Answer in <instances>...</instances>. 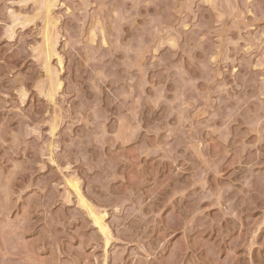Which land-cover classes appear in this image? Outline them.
I'll return each instance as SVG.
<instances>
[{
    "label": "rangeland",
    "instance_id": "1",
    "mask_svg": "<svg viewBox=\"0 0 264 264\" xmlns=\"http://www.w3.org/2000/svg\"><path fill=\"white\" fill-rule=\"evenodd\" d=\"M44 2L0 0V264H264V0H51L49 61Z\"/></svg>",
    "mask_w": 264,
    "mask_h": 264
},
{
    "label": "bare ground",
    "instance_id": "2",
    "mask_svg": "<svg viewBox=\"0 0 264 264\" xmlns=\"http://www.w3.org/2000/svg\"><path fill=\"white\" fill-rule=\"evenodd\" d=\"M42 1V0H41ZM52 4H54V2L52 3ZM52 4H51V0H45V2H44V5H45V10L47 11L46 13H47V23H46V30H45V33H44V41H45V43H46V48H47V55H46V57H47V61H49L50 59H51V57L53 56L52 55V50H53V47H54V45H55V43H53V42H55V39L53 40V37L55 36H53V32H52V29H50L51 27H53V26H55V25H53V20H52V18H51V16H50V13H51V9H52ZM43 5V6H44ZM52 6V7H51ZM54 24H56V23H54ZM54 29V28H53ZM54 54V53H53ZM55 55V54H54ZM49 62H47V64H48ZM46 67V66H45ZM46 71H47V75H49L48 77L50 78L51 77V75L53 74V71H52V68H50V66H49V64L47 65V67H46ZM55 72V71H54ZM58 72V71H57ZM56 72V73H57ZM53 75H55V74H53ZM53 75H52V79H53ZM51 79V84H54V85H52L51 87V89L55 92V90H60V87L62 86L61 84H60V82L58 81V76H57V81L55 80V82H54V79L52 80ZM53 82V83H52ZM48 95H49V93H48ZM54 95V94H53ZM51 98H53L52 96H51ZM71 185H70V187L72 188V189H74L75 190V192L77 193V195L80 197V204L81 205H83V208H85V209H88L87 211L89 212V214H90V216H92V218H93V221H94V223L96 224V226L97 227H99V229H100V231H102V233H104L106 236H107V240H108V238H109V234H110V232H108V228L105 226V222H104V218H105V216L104 215H101V214H99L98 212H95L94 211V209H92L91 207H90V205L83 199V197L81 196V194H80V190H79V187H78V183H76V182H69ZM78 197V198H79ZM80 205V206H81ZM105 236V237H106Z\"/></svg>",
    "mask_w": 264,
    "mask_h": 264
}]
</instances>
